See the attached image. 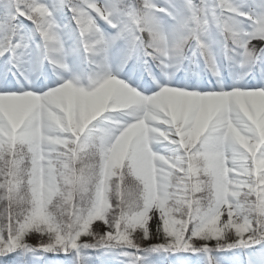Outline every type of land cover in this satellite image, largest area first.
Instances as JSON below:
<instances>
[{"label":"snow or ice","instance_id":"snow-or-ice-1","mask_svg":"<svg viewBox=\"0 0 264 264\" xmlns=\"http://www.w3.org/2000/svg\"><path fill=\"white\" fill-rule=\"evenodd\" d=\"M0 264H264V0H0Z\"/></svg>","mask_w":264,"mask_h":264}]
</instances>
